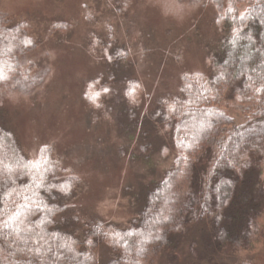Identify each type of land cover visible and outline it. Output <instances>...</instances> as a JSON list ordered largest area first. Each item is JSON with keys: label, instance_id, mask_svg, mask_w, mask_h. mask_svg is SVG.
Listing matches in <instances>:
<instances>
[{"label": "trees", "instance_id": "1", "mask_svg": "<svg viewBox=\"0 0 264 264\" xmlns=\"http://www.w3.org/2000/svg\"><path fill=\"white\" fill-rule=\"evenodd\" d=\"M180 1L213 7L215 37L205 68L184 74L178 91L148 114L168 132L175 156L163 178L143 190L127 224L84 215L76 203L80 177L54 157L52 145L30 159L0 111V264H159L200 225L204 249L192 244L190 264H242L240 255L262 246L264 0ZM68 26L58 21L52 30ZM39 41L30 22L0 9V107L42 80L33 63L22 62ZM108 55L121 61L128 52ZM111 91L118 95L112 87L105 93ZM85 97L93 105L95 96Z\"/></svg>", "mask_w": 264, "mask_h": 264}, {"label": "rangeland", "instance_id": "2", "mask_svg": "<svg viewBox=\"0 0 264 264\" xmlns=\"http://www.w3.org/2000/svg\"><path fill=\"white\" fill-rule=\"evenodd\" d=\"M0 9L15 22H30L40 40L22 62L33 63V76L42 80L3 100L7 125L30 159L52 145L54 157L80 177L76 203L84 215L127 224L143 190L163 178L175 156L168 132L148 114L159 98L178 91L184 74L208 64L213 7L180 0H1ZM58 21L69 26L53 31ZM119 48L127 58L112 61L108 54ZM110 87L118 95L105 93ZM124 93L128 99L118 103ZM200 226L164 251L159 264L193 262L192 244L204 249ZM238 262L264 264V243Z\"/></svg>", "mask_w": 264, "mask_h": 264}, {"label": "snow or ice", "instance_id": "3", "mask_svg": "<svg viewBox=\"0 0 264 264\" xmlns=\"http://www.w3.org/2000/svg\"><path fill=\"white\" fill-rule=\"evenodd\" d=\"M0 78H2V77H0ZM104 91H107V89H104ZM96 95H99V93H97ZM93 99H95V97H93Z\"/></svg>", "mask_w": 264, "mask_h": 264}]
</instances>
